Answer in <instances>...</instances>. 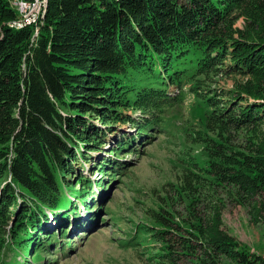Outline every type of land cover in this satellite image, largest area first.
<instances>
[{
    "label": "trees",
    "instance_id": "16d2710c",
    "mask_svg": "<svg viewBox=\"0 0 264 264\" xmlns=\"http://www.w3.org/2000/svg\"><path fill=\"white\" fill-rule=\"evenodd\" d=\"M43 6L37 24L27 25L12 0H0V264H33L46 242L66 234V225L52 232L49 221L65 223L79 202L90 208L92 182L74 166L105 145L90 116L109 131L118 123L136 129L95 162L114 176V159L122 170L130 166L122 155L161 133L162 111L188 82L203 103L206 126L218 134L200 137L206 165L186 168L159 194L162 206L147 210L161 227L142 231L164 243L150 260L264 264V255L221 227L210 206L220 187L233 186L264 220V144L239 142L243 129L264 123V0H45ZM218 71L236 77L240 94L207 84Z\"/></svg>",
    "mask_w": 264,
    "mask_h": 264
},
{
    "label": "rangeland",
    "instance_id": "374dc122",
    "mask_svg": "<svg viewBox=\"0 0 264 264\" xmlns=\"http://www.w3.org/2000/svg\"><path fill=\"white\" fill-rule=\"evenodd\" d=\"M238 25L243 26L242 19ZM234 77L218 71L206 78L207 84L213 89L232 92V96H235L240 92L233 89ZM189 86L190 82L186 83L176 104L162 111L159 126L161 133L148 137L149 140L144 146L136 151L138 153L125 152L126 155H122L124 162L130 165L127 169L122 170L120 161L114 159L117 164L114 176L108 174L109 168L105 169V174L103 170L100 173L95 162L98 163L100 158L106 156L120 135L134 133L136 129L130 124L118 123L109 131L102 120L90 116L98 131H103L105 135L102 138V142H105L104 151L92 150L88 156L89 161L85 160L82 165L79 163L74 166L78 173L90 178L94 197L90 208L79 202L80 213L72 215L65 223L49 221L47 225L52 232L66 225V234H61L60 239L50 246L45 243L40 250L42 257L37 260L40 264H154V260H150V254L153 255L155 248H161L164 243L142 231L148 224L161 227L149 218L147 210L162 206L159 194L165 196V185L169 182L178 183V178L186 168L194 166L196 162L206 165L208 155L205 143L200 142V137L205 131L212 137H217L218 134V131L211 132L206 126L203 112L198 110L203 103L189 91ZM175 87L173 85L171 91L176 89L177 92ZM228 98L226 95V100ZM244 104H248V101H242L240 106ZM241 111L238 109L235 112L239 114ZM137 116H140L139 112L134 114V117ZM250 128L252 129L242 130L239 142L244 141L245 144L249 138L257 142L258 146L264 144V123L251 125ZM90 132L92 136H97L93 134L95 130ZM217 191L216 201L210 206L220 216L221 227L241 242L249 252L264 255V220L255 215V202L237 195V188L233 186L220 187ZM185 203L189 205L188 198ZM181 208L183 209L179 203L177 209ZM98 214L105 221L95 223ZM134 236H137L135 241L131 240ZM13 253L8 252L5 259L10 258ZM29 260L31 261V257ZM37 261L32 263L36 264ZM223 264H233V261L224 257Z\"/></svg>",
    "mask_w": 264,
    "mask_h": 264
},
{
    "label": "built area",
    "instance_id": "2783aa9c",
    "mask_svg": "<svg viewBox=\"0 0 264 264\" xmlns=\"http://www.w3.org/2000/svg\"><path fill=\"white\" fill-rule=\"evenodd\" d=\"M41 4L39 0H18V5L21 7V14L17 19L21 21L26 18H33L37 24L39 17L42 15Z\"/></svg>",
    "mask_w": 264,
    "mask_h": 264
},
{
    "label": "bare ground",
    "instance_id": "6f19581e",
    "mask_svg": "<svg viewBox=\"0 0 264 264\" xmlns=\"http://www.w3.org/2000/svg\"><path fill=\"white\" fill-rule=\"evenodd\" d=\"M39 3H42L41 4V11H42V6L43 5H45V0H39ZM46 3H47V1H46ZM12 4L16 7V9L18 10V13L19 14H21V7H20V5H18V0H12ZM44 7V6H43ZM45 8V7H44ZM43 8V9H44ZM33 22H35V20H33V18H26L25 20H24V23H27V25L28 24H31V23H33Z\"/></svg>",
    "mask_w": 264,
    "mask_h": 264
}]
</instances>
